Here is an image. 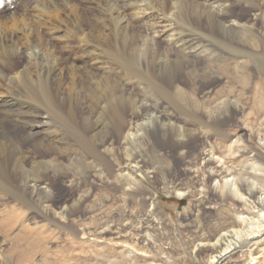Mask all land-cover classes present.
Here are the masks:
<instances>
[{
  "label": "bare ground",
  "instance_id": "6f19581e",
  "mask_svg": "<svg viewBox=\"0 0 264 264\" xmlns=\"http://www.w3.org/2000/svg\"><path fill=\"white\" fill-rule=\"evenodd\" d=\"M18 2L0 0V201L12 202V214L21 212L20 205L29 207L42 225L26 229L40 228L41 233L17 264H36L39 255L51 254L50 236L60 234L52 225L74 231L72 218L90 194L86 187L98 180L111 199L120 193L125 208L96 224L108 228L99 238L114 234L118 246L128 240L122 231L137 227L138 243L128 244L135 252L79 242L67 232L69 243L54 264H188L170 250L160 257L150 240L158 211L139 216L148 203L146 192L137 178L124 174L132 163L146 172L157 159L166 165L155 169L156 181L166 189L193 196L198 185L205 187L211 204L206 214L216 216L215 222L206 219L202 230L179 221L182 234L207 243L196 251L199 264L264 263V251L255 248L264 241V215L251 217L253 209L264 211V201L257 199L258 192L264 194V151L253 144L256 137L264 139L262 97L248 136L233 143L235 135L226 129L228 117L237 111L233 102L248 88L240 69L247 64L250 75L264 78V0H32L10 10ZM221 68H231L234 89L208 101L222 79L215 73ZM184 71L194 76V93L204 99L201 104L195 99L189 110L174 99L182 97ZM26 109L33 111L28 123H57L64 132H53L42 142L30 138L31 149L24 155L2 135L27 133L17 124ZM150 124L163 133L160 141L144 138ZM211 137L224 149L209 146ZM134 145L147 148L145 157L132 153ZM59 147L80 157L72 161L81 165L78 172L63 171L68 154L59 157ZM206 149L209 159L201 166ZM223 155L231 158L220 165ZM178 164L185 167L181 174ZM230 176L237 178L235 189L223 183ZM217 179L222 192L213 200L216 190L209 183ZM64 182L71 184L70 197L57 201L56 189ZM225 201L231 207L221 214ZM131 203L138 214L126 211ZM57 209L67 224L56 219ZM10 219L7 234L17 222ZM121 221L129 223L119 228ZM94 227L85 226L83 235H98Z\"/></svg>",
  "mask_w": 264,
  "mask_h": 264
},
{
  "label": "rangeland",
  "instance_id": "374dc122",
  "mask_svg": "<svg viewBox=\"0 0 264 264\" xmlns=\"http://www.w3.org/2000/svg\"><path fill=\"white\" fill-rule=\"evenodd\" d=\"M31 1L32 0H20V2H18L17 4L11 5L12 7H14V9L10 10L21 9L24 3H30ZM169 46L171 47L172 44L170 43ZM28 59L30 60V57H28ZM214 64L217 65V63ZM232 65V67H235L234 63ZM249 70L250 66L247 64L245 65V68L243 70L240 69V74L245 77L246 85L248 86V88L243 92L240 99H237L233 102L234 105L237 107V111L231 117H228V124L226 125L228 133L235 135L232 139L233 143L237 141L239 136H248L251 127L250 125L256 120L254 114L256 102L261 97L264 100V78L256 75H250L248 73ZM215 73L221 76L222 79L213 87L212 92L207 99L208 101H213L220 96L226 95L229 91L234 89L235 84L232 77L233 75L231 68H221L215 70ZM193 77L194 76L191 75L190 72L184 71L182 74V80L186 85H184L185 87L182 97L174 96V99L187 110L191 109L190 107L193 105V103H195V99L196 101H198L196 102L197 104L199 102L201 104L204 101V99H201L198 94L194 93L192 82ZM236 86H238V84ZM240 109L243 110V113L240 112ZM176 112L177 110H175V113ZM23 113V120H19L17 124L25 126L27 133H25L24 135L2 136H6V138L8 139L11 138V140H13V146L24 155L27 154L31 149V146L28 144V141H30L32 138L39 139L40 142H42L41 140H46V138L52 135L53 132H64L60 129V126H58L57 123L46 125L47 121H44L41 124H35V126H33V124H30L26 121V119H29L32 116L33 111H28V109H26ZM228 115L229 114L227 113V116ZM247 119L250 122H248ZM2 121L4 120L2 119ZM147 121H149V117L145 118L143 122L145 123ZM132 131L129 132V137L131 139H134L133 133H135V130ZM147 132L148 135L144 137L146 140L154 139L156 141H160L161 138H163V133L159 131V128L156 125L154 126V124H150ZM142 134L143 132H140L138 135L141 136ZM208 143L209 146L224 149V145L221 146L219 142L215 141V139H213L212 137L209 139ZM253 144L258 149L262 148V150L264 151V139L261 136L256 137V139H254L253 141ZM55 146L59 145L55 144ZM59 148V157L63 158V156L68 154L66 149L61 147ZM146 149L147 148H144V146H140V148H138L137 145H134L132 147V153L139 155L144 154L145 157ZM207 149L204 151L205 154L199 160V165L201 166L204 165L205 158L206 160L209 159ZM218 155L219 154L215 155L216 160L218 159ZM148 156L151 157V154H148ZM223 156L224 157L220 160V165L229 162L231 158L228 155ZM240 159L241 158H238L234 161L237 162ZM62 161L64 164L63 171H79L77 168L81 165L74 166L75 164L72 161L79 162L80 157L68 154V157L66 159H63ZM161 163L162 162L157 159L154 168H150V170H147L143 173L139 171V168L135 163H132L130 165L129 171L124 172L125 175L130 176L131 178H137L138 182H141L142 187L146 192V199L148 203L144 210L145 213L143 212L139 214V216L143 214H149L154 210L158 211V219L160 220V222L156 218V230L154 232H150L152 238L156 239L157 242H153L152 238H148V234L147 238L150 239L152 243H154L155 248L160 253V257L166 258V255L161 254V251L170 250L172 251V256H174L175 259L179 258L180 256H185L186 259L189 260L188 264H199V259L196 257V251L198 248L206 246L207 243L196 240V235L182 234V232L180 231L179 221L182 220L184 222L185 220V224H191L203 230L204 222L206 219H208L209 222L213 223L215 222L217 217H209L206 214L208 213L207 208L210 207L211 204L204 197L203 193L205 192V187L203 185H198L195 188V194L193 196H190L189 194H187L188 192H173L172 190H168L163 185H161V183L157 182L155 176V169H159L161 166L166 165ZM178 166L179 174H181L182 172H184L185 167L181 166L180 164H178ZM210 172H213V170H211ZM205 178H207V175ZM237 182V178H235L234 176H230L223 183H227L229 186H231L232 189H235L237 187ZM209 184L216 190V194L212 196L213 200H216L217 196H219L222 192L221 183L217 179L210 181ZM58 186L59 187H57L56 189L57 201H61L64 198H69L71 184L69 182H64L59 184ZM86 190L90 191V194L84 202L83 206L80 208L77 217L72 218V221L74 223V231L72 232L69 228L63 229L62 227L52 225V229H54L57 233L60 234H51L50 240L48 242V247L51 254L47 255V257H45L44 254L39 255L37 258H35L36 264H54L55 256L58 257L59 255H61L62 252L59 251L65 250L66 246L69 243L70 238L67 237V232H70V235L79 242H94L99 245L102 244V248L105 247L109 250L111 247V249H113V247H117L118 249H127L129 255H132L131 251L135 252L129 245L138 243L135 237L137 227H133L134 230L125 228V230L122 231V234L128 236V240L125 239V241L119 242L118 246H115L114 240H116L118 237L114 234H107L106 236L104 235L103 238H99L100 232L107 231L108 228L96 224L107 218V216L120 213L121 210L125 209L124 203L120 199V193L116 194V199H111L110 197H108V191L104 187L103 182H101V180H98L95 184L86 187ZM76 198H80V194L77 195ZM257 199L260 202L264 201V194L258 192ZM245 200H247L248 206H250L251 208L254 207L251 200L247 198ZM11 203L12 202L8 200L0 201V263L7 261L12 264H17L21 257L26 255L31 250V248L33 249L35 247H32L33 242H35L33 241V239L35 238V236L41 233L40 228L37 232L27 231L26 229L36 227L37 223H40L39 225H42V219L39 214H37L36 212L33 213V211L29 207H26L24 205H20V207L22 208L21 212H17L16 214L10 213V209L12 206ZM100 207H102V209ZM229 207H231V202L225 201L224 203H222L219 213L222 214L225 211V208ZM126 211L138 214V212H136L135 205L132 203L129 205V208H127ZM252 211L253 214L251 217H254L255 215L257 216L258 214L264 215V211L259 212L257 209H253ZM60 212L61 210H56V219L61 220L65 224H67V219L61 218ZM11 216H14L15 219H17V222L13 223V229L7 234L6 232H4V227L5 225L11 223ZM234 218L236 220H243L246 218V216L234 215ZM128 223L129 222L127 221H121L119 228H121L123 225L127 226ZM85 226L88 228L89 226H95L94 228L97 231L98 235L89 233L88 235L84 236L83 231ZM145 234L146 233H144V235ZM200 234H203V232H200ZM223 237H225L226 240L228 239V236H226L225 234H223ZM255 248H257L258 251H264V241L259 243ZM141 253L142 252H139V254ZM143 255H145V253ZM153 262L156 263L155 260H153ZM250 264H261V262H259V259H257L251 262Z\"/></svg>",
  "mask_w": 264,
  "mask_h": 264
}]
</instances>
